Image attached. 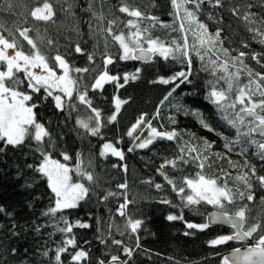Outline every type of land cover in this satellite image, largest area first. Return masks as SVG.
<instances>
[{"label": "trees", "instance_id": "16d2710c", "mask_svg": "<svg viewBox=\"0 0 264 264\" xmlns=\"http://www.w3.org/2000/svg\"><path fill=\"white\" fill-rule=\"evenodd\" d=\"M127 2L141 6L143 11L159 17L163 23L171 24L173 21V17L169 15L172 11L170 0H127ZM260 2L261 0H224L223 7H205L207 11L210 10L216 18L220 19V23L208 24L200 16L199 18L209 25L210 32L221 28V37L229 34L230 43H234L235 50L246 43L249 45V53L264 52V45H258L259 43L253 40V34L248 31L249 25L241 19L243 14L249 11L247 8L249 3L257 5L251 9L257 13V18L264 16V9L258 7ZM54 3L57 8L55 23L35 22L29 18L25 24L21 20L22 14L35 6L34 0H27L28 7H24V0H0V24L13 30L17 26L30 28L29 35L41 52L49 57H54L57 53L62 54L73 68L89 69L87 73L73 71L71 75L78 80L81 92L85 90V86H88V96L92 101V106L102 112L103 127L100 135L91 136L76 124L79 118L94 126L95 120H89V117L94 114L86 105L80 104L75 99V95L71 100V105L75 107L66 106L63 111L55 108L51 97L47 100L42 99L45 95L43 90L34 94L33 102H39V107L35 110L38 120L45 125L52 137L50 143L46 138V143L42 147L53 159L73 169L70 175L74 182L79 179L74 171L77 164V153L81 154L80 159L83 162L81 166L93 172L98 179L96 184L90 185L92 191L85 200L79 203L77 208L63 210L55 217L44 216L42 213L53 206L54 196L48 188L46 178H43L34 168L28 167V165H37L42 159L40 153L35 150V141L29 140L18 148L6 147L5 151L0 153V207L4 209V212L0 213V264H54V249L65 236L56 230L57 227L65 226L60 220L61 216L66 217L72 223L79 220L90 225L88 228L76 227L72 233L77 245L89 252V260L86 264H97L98 260L107 261L111 255L120 256L121 260H127L128 264H220L225 254L242 245L231 241L227 245L212 248L208 246L207 241L217 235L228 234L232 230L215 226L200 232L188 230L184 221H168L166 217L169 214L182 213L186 221L201 223L204 222V217L197 214L196 209L199 208L201 213L214 209L210 205L183 207L181 197L172 190V186L168 185L157 171L165 159H174L180 155L179 149L185 143L200 145L202 140L212 142L213 147L210 153H221L226 157L221 160L211 155L212 167L206 168L205 171L208 174L220 176L221 181L227 180L228 185L234 189L236 187L243 189V185L234 178L244 168L245 160L256 165L258 169L264 167V161L253 155L254 148L249 147L247 153L241 154L240 145H236L231 152L224 147L226 140L222 137L234 139L235 129L221 119L222 113L218 112L217 107L206 99L211 87L209 82L215 83L217 80L212 73L208 57L206 56L205 60L201 61L193 51L192 70L189 76L192 83L182 84L169 100L161 104L160 102L167 93L175 87L176 82L164 85L151 83V81L157 80L160 76H171L182 68L187 70L186 63L182 64L171 59L164 60L160 57H154L147 64L136 60L120 61L118 59L119 46L110 42L109 53L114 57V64L108 66L110 74L122 76L124 72L131 73L139 67L142 69L140 78L130 81L123 88L118 89L115 84L108 83L103 89L92 90L90 85L94 82L95 76L104 70L102 57L104 37L99 34L100 24L89 11V0H54ZM120 3L121 0H106L105 5L101 6L97 2L95 9L99 12L103 8L106 15L111 11L113 15L108 16L109 19L119 16L121 21H126L128 17L118 11ZM9 4L14 5L11 11L8 8ZM152 4L155 7H152ZM237 6H239V15H233L230 9ZM65 8H71V13L74 15L62 10ZM144 24L147 25L149 22L145 21ZM104 26L106 27V21ZM123 27L124 24L119 23L117 30ZM4 34L8 35L7 32ZM151 35L170 42L173 39H179L181 34L157 25L151 29ZM16 36L23 45L24 51H31L27 42L23 41L18 34ZM48 40H52L53 44L49 45ZM191 41L192 37L189 35V42ZM76 43L81 45L85 53L94 55L91 63L86 54L74 51ZM226 44L227 41H224L223 47L229 49ZM230 53L232 56L236 55L231 51ZM250 54L245 62L255 71L264 72V68L251 60ZM211 55L209 53V56ZM219 55L222 62L225 57L222 54ZM212 58L216 57L212 56ZM50 63L54 62L50 61ZM205 66L208 67L207 71L203 70ZM55 70L58 75L62 72L59 68ZM20 78L23 79V74H20ZM246 82V75H242L241 83ZM120 83H123V80ZM218 86L226 85L221 81ZM20 87L24 91H30L26 83ZM114 96H119L129 102L122 106L116 121L109 123L107 117L115 110ZM178 106H182L179 111ZM158 107L159 116L154 118ZM185 109L189 111V114L185 113ZM192 110L198 111L214 131L205 129L197 117L190 114ZM141 114H146L152 126L158 130L176 129L181 133V138L172 141L157 139L146 149L136 148L129 152L128 149L134 147L136 142L134 141L135 136L142 139L148 136L147 127H143V130L138 129L134 137L127 135L128 129ZM170 117L175 119L174 124ZM105 142H112L123 151L125 159L120 160L111 155L101 157L99 152ZM0 147L4 146L0 145ZM62 152L67 153L71 159L64 161ZM187 158L190 159V157ZM229 160L237 163L239 167H232ZM197 170L194 164L179 162L175 169L170 165L164 169L166 174L176 181L178 187L181 186L184 176L194 175ZM228 173L231 175L226 176ZM258 174L264 175V172ZM149 180L152 181L151 184L145 183ZM84 182L87 185V182ZM125 182L128 185V199L133 201L126 211L132 218L144 221L142 228L136 234L131 235L128 234L130 230H125L124 227L126 217H121L117 212L119 205L124 202L122 195L124 190L118 188V185ZM156 183L163 187L157 190L154 186ZM254 191L253 201L244 200L229 208L230 211H234L235 207L247 204L250 209L249 224L264 219V201L261 199L264 197V189L255 186ZM107 192L117 193V195L109 196L105 200L103 197ZM162 199H168L172 203L162 204L160 203ZM38 225L43 226L39 232L35 230ZM109 225L113 227L109 228ZM117 227L120 231H124L125 235H120L116 230ZM186 231H191L192 234L185 235ZM137 236L139 237V248H136ZM98 237L106 242L101 243ZM112 239L122 240L125 246L133 248L132 257L125 255L122 247L112 244ZM252 242L254 241L250 240V243ZM12 249H16V252L13 253ZM45 250L49 252L48 256L42 255ZM62 259L64 264H69L70 255L62 254Z\"/></svg>", "mask_w": 264, "mask_h": 264}, {"label": "snow or ice", "instance_id": "6c2138e0", "mask_svg": "<svg viewBox=\"0 0 264 264\" xmlns=\"http://www.w3.org/2000/svg\"><path fill=\"white\" fill-rule=\"evenodd\" d=\"M97 2L103 6L106 0H89V11L99 22V34L104 37V53L102 54L104 70L95 76L94 82L90 85L92 90L103 89L105 84L108 83L115 84L119 89L130 81H136L140 78L142 69L139 67L134 72H124L122 76L110 74L108 66L114 64V57L109 53L110 42H114L119 46L118 59L120 61L150 62L153 57H160L164 60L171 59L182 64L186 63L187 70L182 68L171 76H160L157 80L151 81V83L164 85L176 82L175 87L167 93L160 102L161 104L169 100L182 84L192 83L189 79L193 63L192 52L194 51L201 61H204L207 56L212 73L217 77V80L215 83L209 82L211 87L206 99L217 107L218 112L222 113L221 119L235 129L234 139L222 137L226 140L224 147L231 152L236 145H240L241 154L247 153L249 147H252L255 149L253 155L264 161V72L255 71L249 67L245 62L246 57L249 56L248 52L240 51L237 55L232 56L230 50L223 47L222 29L217 28L215 32H210L209 25L199 18L205 7L209 5L213 8L223 7L224 0H170L172 11L169 15L173 17L171 24L161 22L159 17L143 11L141 6L129 4L127 0H121L118 11L125 14L128 19L121 21L119 16H113L109 19L108 16L113 15L111 11L107 15L103 8L97 12L95 9ZM34 3L35 6L22 14V23L26 24L29 18L35 22L55 23L57 8L54 0H34ZM151 6L155 7L154 4ZM24 7H28L27 0H24ZM254 7H257V5L247 4L249 11L245 12L241 19L249 25L248 31L253 34V40L264 45V16L257 18V13L251 11ZM258 7L264 9V0H261ZM8 8L11 11L14 5L9 4ZM62 10L71 13V8ZM230 11L233 15H239V6L230 9ZM71 14L74 15V13ZM207 15L209 20H214L211 13ZM105 21L106 27L104 26ZM145 21H148L149 24L145 25ZM119 23H123L124 27L117 30ZM157 25L172 31H178L181 34L179 39L166 42L159 37L154 38L151 35V29ZM91 28L92 25L90 24ZM30 31L31 29L28 27L17 26L13 30L0 24V145L4 146L0 147V153L4 152L8 146L18 148L25 145L29 140L35 141V150L40 153L42 159L37 165H28V167L34 168L37 173L46 178L48 188L54 196V204L42 215L55 217L57 213H61L63 210L77 208L79 203L89 196L92 191L90 185L96 184L98 178L94 176L93 172L81 166L83 163L80 159L81 154L77 153V164L74 171L79 179L74 182L70 175L73 169H70L67 164L53 159L42 147L46 143V138L50 143L52 137L45 125L38 120L35 110L39 107V102H33L34 94H38L43 90L45 95L42 99L47 100L51 97L55 108L61 111L66 106L75 107V105H71V100L75 95V99L80 104L90 108L94 114V116L89 117V120H95L94 126L85 120L79 118L76 120V124L85 129L91 136L100 135V130L103 127L102 112L92 106V101L88 96V86H85V90L81 92L78 80L71 75L73 71L87 73L89 69L73 68L62 54L57 53L54 57H49L41 52L36 42L29 35ZM5 32L8 35H5ZM16 34L27 42L31 51H24L23 45L17 39ZM189 35L192 37L191 43L189 42ZM48 44L52 45L53 41L48 40ZM243 46L245 48L249 47L246 43ZM74 51L79 54H86L90 63L94 60V55L85 53L79 43H76ZM209 53L212 55L209 56ZM219 54L225 57L222 62ZM212 56L216 58L213 59ZM250 57L261 68H264V52H252ZM50 61L54 63H50ZM56 68L62 70L61 74H57ZM34 69L38 71H34ZM203 70L207 71L208 67L205 66ZM20 74H23V79L20 78ZM242 75L247 77V82L243 84L241 83ZM121 80H123V83H120ZM221 81L226 86H218ZM25 83L30 91L21 89L20 86ZM128 102V100L121 99L119 96H114L115 110L107 117V121L109 123L116 121L122 106ZM181 108L182 106H178L177 110L179 111ZM185 113L189 114V111L185 109ZM190 114L196 116L205 129L214 131L198 111L192 110ZM158 116L159 107L154 118ZM170 120L173 124L175 123L174 118L170 117ZM143 127L149 129L147 138L134 137V133L138 129L143 130ZM127 135L134 137V141H136L134 147L128 149L129 152L136 148L146 149L157 139L172 141L181 138V133L176 129L162 131L153 127L146 114H141L136 119L135 123L128 129ZM192 136L194 137V134ZM212 147V142L207 140H202L200 145L187 142L180 147V155L174 159H165L157 171L164 177L167 184L172 186V190L181 197L183 207L210 205L214 211L208 212L205 210L201 213L197 208V214L204 217V222L201 223L186 221L182 213L179 215L169 214L166 219L168 221H184L188 230L200 232L210 229L215 224L229 225L233 231L209 239L207 241L209 247L216 248L217 246L227 245L231 241L252 240L254 242L233 248L228 255L221 258L220 264H264V219L249 224L250 209L247 204L235 207L234 211L229 210L230 206H235L238 202L253 201L255 186L264 189V175L258 174L264 172V167L258 169L256 165H252L248 160H245L244 168L234 178L239 184L243 185V189L239 187L234 189L228 185L227 180L221 181L220 176L211 175L205 171L206 168L212 167L211 155L221 160L226 158L221 153H210ZM193 153L195 155H192ZM61 155L64 161L71 159L65 152H62ZM99 155L101 157L111 155L118 157L120 160L125 159L124 152L112 142L103 143ZM187 157H190V159ZM178 162L194 164L198 169L194 175L184 176L179 187L176 181L164 171L165 167L169 165L174 169L177 168ZM229 163L232 167H239L237 163L231 160H229ZM230 175V173L226 174V176ZM84 181L87 182V185ZM145 183L151 184L152 181H145ZM154 186L157 190L163 187L159 183ZM118 188L124 190L122 193L124 202L119 205L117 212L121 217H126L124 227L125 230H130L128 234H136L142 228L144 221L132 218L126 211L129 204L133 203L128 199L127 183L119 184ZM114 195H117V193L107 192L103 199L107 200L109 196ZM261 199L264 201V197ZM160 203L171 204L172 202L168 199H162ZM173 207H176V205H173ZM2 212H4V209L0 207V213ZM8 215H11V213H8ZM60 220L65 226L62 228L57 227L56 230L65 234V236L54 249V264H64L62 254L65 253L70 255L69 264H86L89 260V252L77 245L76 238L72 233L76 227L88 228L90 225L79 220L75 223L69 222L64 216H61ZM41 227L43 226L38 225L35 230L39 232ZM111 227L113 226L109 225V228ZM13 228H15V225H13ZM116 230L120 235H125V232L120 231L118 227ZM184 234L191 235L192 233L186 231ZM98 239L101 243L106 242L100 237ZM111 243L122 247L123 253L129 258L132 257L134 249L125 246L122 240L112 239ZM139 247V237L137 236L136 248ZM12 251L15 253L16 249H12ZM42 255L48 256L49 252L45 250ZM97 264H128V261H122L118 255H111L107 261L98 260Z\"/></svg>", "mask_w": 264, "mask_h": 264}, {"label": "rangeland", "instance_id": "374dc122", "mask_svg": "<svg viewBox=\"0 0 264 264\" xmlns=\"http://www.w3.org/2000/svg\"><path fill=\"white\" fill-rule=\"evenodd\" d=\"M207 7H211L210 5L209 6H207ZM247 12V11H246ZM208 13H211L212 14V16L214 17V20H209L208 19ZM200 17L205 21V22H207L208 24H218V23H220V19H218V18H216V16L212 13V12H210V10L209 11H207L205 8H204V10H203V13H201V15H200ZM224 41H227V46L229 47V50L232 52V53H234V54H236L237 55V53L238 52H240V51H245V52H248L249 53V48L247 47V48H245L244 46H242V47H240L239 49H237V50H235V48H234V43L232 42V43H230V37H229V34H227V35H222V37H221ZM258 44V43H257ZM258 45H261V44H258ZM250 53H252V52H250ZM249 53V54H250ZM34 71H38V70H36V69H34Z\"/></svg>", "mask_w": 264, "mask_h": 264}, {"label": "water", "instance_id": "95a60500", "mask_svg": "<svg viewBox=\"0 0 264 264\" xmlns=\"http://www.w3.org/2000/svg\"><path fill=\"white\" fill-rule=\"evenodd\" d=\"M153 59H154V57H153ZM152 59V60H153ZM136 61H138V60H136ZM138 62H140V63H144V64H147V63H150V62H143V61H138ZM212 211H214V210H212ZM209 212H211V211H209ZM215 226H221V227H226V228H228V229H231L232 231H233V229L231 228V226H229V225H225V224H215V225H212L211 227H215ZM232 242H234V243H236V244H238V245H242V244H249L250 243V240H245V241H243V242H237V241H232ZM231 252V251H230ZM229 252V253H230ZM229 253H227V254H225V255H228Z\"/></svg>", "mask_w": 264, "mask_h": 264}]
</instances>
